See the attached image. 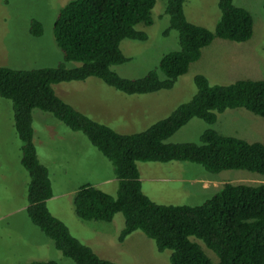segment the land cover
<instances>
[{
    "label": "trees",
    "instance_id": "1",
    "mask_svg": "<svg viewBox=\"0 0 264 264\" xmlns=\"http://www.w3.org/2000/svg\"><path fill=\"white\" fill-rule=\"evenodd\" d=\"M184 1L165 0L168 26L163 34L175 30L178 48L162 54L157 65L140 77H123L112 66L129 59L120 48L123 39L147 38L141 27L153 23L151 10L155 0H67L52 20V34L63 61L76 60L79 65L67 67L59 62L29 69L0 65V96L11 103L13 127L20 140L19 160L29 177L26 214L75 264L119 263L99 257L48 209L46 200L53 192L47 166L39 160L33 141L34 108L50 113L71 130L82 132L110 161L117 181L115 196L82 183L72 198L79 218L110 221L116 212H121L124 226L118 240L139 229L154 240L158 251L170 250V264H214L202 247L213 252L216 264H264V178L252 184L223 182L200 204H162L143 192L136 165L137 161L177 160L199 164L214 173L243 169L264 176L262 142L224 135L211 127L201 132L199 143L164 141L191 118L212 124L217 113L227 108L243 107L264 119V79L210 84L205 74L196 73L192 79L196 91L189 100L133 133L118 132L88 117L53 89L55 83L89 76L127 94L170 89L214 37L237 42L250 38L252 15L235 5L234 0H217L219 18L213 30L189 21ZM29 32L33 36L42 34L38 19L30 20ZM158 70L164 74L163 79ZM28 264L57 262L34 260Z\"/></svg>",
    "mask_w": 264,
    "mask_h": 264
},
{
    "label": "rangeland",
    "instance_id": "2",
    "mask_svg": "<svg viewBox=\"0 0 264 264\" xmlns=\"http://www.w3.org/2000/svg\"><path fill=\"white\" fill-rule=\"evenodd\" d=\"M67 0H0V65L29 69L63 62L67 67L79 61H63L52 34V20ZM264 0H234L253 18V32L246 41L214 37L180 75L173 87L145 94H127L97 77L53 84L55 93L88 117L121 133L138 132L168 115L179 103L195 93L193 76L203 73L210 84H228L237 79H264ZM189 21L213 30L219 18L217 0H185ZM153 23L141 27L145 40L123 39L120 48L129 58L112 68L121 76L135 78L154 68L162 54L177 49V32L169 30L165 0H155ZM32 18L43 27L40 36L29 32ZM159 78L164 74L158 70ZM33 141L39 160L47 166L53 195L46 200L50 212L64 222L69 232L99 257L119 264H170V250L158 251L154 240L137 229L122 241L118 235L124 217L116 212L110 221L79 218L72 203L75 190L90 183L115 196L110 161L80 131L71 130L50 113L32 110ZM214 128L219 133L264 144V119L243 107L217 113L214 123L193 117L167 137L165 142L199 143L201 132ZM20 140L13 127L11 103L0 96V264H28L53 259L57 264H75L57 250L28 218L26 206L27 171L20 163ZM143 192L156 203L196 205L211 196L223 182L256 183L263 175L243 169L206 171L199 164L171 160L137 161ZM195 177L206 178L200 183ZM111 179V180H109ZM206 184L201 189V184ZM213 185V187H212ZM215 187V188H214ZM202 247V246H201ZM217 263L211 250L202 247Z\"/></svg>",
    "mask_w": 264,
    "mask_h": 264
},
{
    "label": "crops",
    "instance_id": "3",
    "mask_svg": "<svg viewBox=\"0 0 264 264\" xmlns=\"http://www.w3.org/2000/svg\"><path fill=\"white\" fill-rule=\"evenodd\" d=\"M140 176V175H139ZM112 180H114L115 179V177L113 176V174H112V176L110 177ZM111 179H109V180H111ZM204 179H206V178H202V177H195L194 179H193V182L194 181H196V182H201L202 180H204ZM116 180V179H115ZM140 180H141V178H140ZM141 183H142V180H141ZM201 189H205L206 188V184L204 183V184H201ZM212 187H213V185H212ZM216 187H218V186H216ZM215 188V187H214Z\"/></svg>",
    "mask_w": 264,
    "mask_h": 264
}]
</instances>
